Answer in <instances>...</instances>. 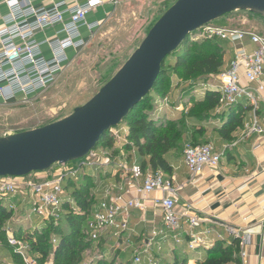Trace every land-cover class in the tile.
<instances>
[{
	"label": "built area",
	"instance_id": "2783aa9c",
	"mask_svg": "<svg viewBox=\"0 0 264 264\" xmlns=\"http://www.w3.org/2000/svg\"><path fill=\"white\" fill-rule=\"evenodd\" d=\"M109 1L114 6L118 2ZM102 3V0H87L84 5H77L66 19L58 5L43 10L34 8L30 0L2 1L0 5H5L9 12L5 18L9 28L0 31V104L13 103L17 97L26 101L43 94L66 69L62 50L74 44L78 26L85 22L92 9ZM26 17L32 18L31 26L20 21ZM56 25L64 28L66 37L57 42L52 60L46 62L36 55L33 32ZM196 32L198 34L191 36L193 41L225 42L233 49L227 67L213 77L205 91L219 95L218 108L222 112L239 104L247 106L251 112L249 131L261 133L256 113L260 96L264 93V33L223 28L214 23ZM15 38L19 43L12 41ZM107 134L112 144L110 148L97 145L76 162L54 164L46 172L31 173L22 178H0V203L8 210H20L24 221L30 224L27 233L32 234L49 224L57 226L68 213L82 214L69 197L65 185L73 183L78 186L84 176L92 179L101 176L102 186L93 194L97 197V204L85 225L91 240L95 242L103 238L106 245L102 250H109L102 251L106 259L100 258L101 261L107 263L110 253L116 256L132 250L131 264H160L154 248L163 245L171 251L184 246L188 252L206 253L224 240L220 229L227 237L239 241V256L246 257L249 235L243 230L214 222L190 204H180V192L206 170H217L224 151H216L206 143L186 145L182 164L189 181L179 184L160 170L142 169L135 149L127 139L129 130L125 122L109 129ZM125 146H129L128 150L124 149ZM158 217L162 220L161 229L156 226ZM136 218L137 224L134 225ZM33 219L39 220L40 224L32 225ZM138 225L149 227L137 230ZM6 234L9 247L25 264H39L31 257L27 242L17 238L9 229ZM57 243L53 236V248Z\"/></svg>",
	"mask_w": 264,
	"mask_h": 264
},
{
	"label": "rangeland",
	"instance_id": "374dc122",
	"mask_svg": "<svg viewBox=\"0 0 264 264\" xmlns=\"http://www.w3.org/2000/svg\"><path fill=\"white\" fill-rule=\"evenodd\" d=\"M175 1L118 0L110 19L94 34L78 57L43 94L26 101L20 99L10 104H0V138L60 121L68 117L75 108L88 102L118 72L140 45L152 25ZM214 25L264 33V18L251 12L231 13L214 22ZM196 34L198 33L195 32L191 36ZM202 41L206 42L204 39L193 41L189 38L192 47L200 46ZM216 44L224 50L225 66L233 49L225 42ZM213 50V43L207 41L203 52ZM190 58L191 56L185 63L190 62ZM174 63L175 56L166 59L161 83L150 91L147 103L139 107V112L143 113L145 122L152 120L155 125L162 127V130L168 129V123H172L174 132L179 138L171 140V150L164 158L172 166L173 172L184 179L182 175L184 147L192 143L202 144L203 141L198 136L219 124V114L222 110L217 108L214 111H207L202 103L205 88L212 83L214 76L191 81L189 78L181 77L182 66L174 68ZM166 98L167 103H164ZM89 184L95 186L90 189V195H93L96 193L95 190L102 186V177L92 179ZM11 212L10 218L4 224L5 232L0 231V264H25L20 256L19 259L17 257L15 260L12 259L14 251L12 253L13 249L7 243L6 230L9 229L14 235L21 234L29 229L30 224L24 221L20 210ZM30 217L33 218L34 215L30 214ZM38 224H40L39 220H32V225ZM104 244L103 238L98 239L93 243V249L83 254V258L93 263L101 262L100 258L106 259L102 254ZM120 254L115 260L110 258L106 264H119L124 258L123 253ZM198 254H189L186 261L192 264ZM31 257L37 259L32 255ZM178 257L181 259L183 255ZM131 259L132 257L129 256L127 264H131ZM52 260L51 255L45 264H53ZM124 260L127 261V258Z\"/></svg>",
	"mask_w": 264,
	"mask_h": 264
},
{
	"label": "crops",
	"instance_id": "0c3cea01",
	"mask_svg": "<svg viewBox=\"0 0 264 264\" xmlns=\"http://www.w3.org/2000/svg\"><path fill=\"white\" fill-rule=\"evenodd\" d=\"M2 1L4 0H0V3ZM30 1L36 9L50 10L53 6L58 5L67 19L77 5H84L87 0ZM102 1L103 3L100 6L92 9L87 14L85 22L78 26L73 39L74 44L66 46L62 50V62L65 68L78 57L94 34L100 30L115 11V6L109 0ZM8 13L7 7L3 4L0 5V31L9 28L5 23ZM20 21L25 22L28 26L33 24L31 17L22 18ZM65 37L66 33L61 25L34 31L32 43L36 55L46 62L51 61L54 47L58 41ZM12 41L16 44L19 43L16 38ZM248 49L251 50L252 47L248 45ZM232 56L233 52L231 51L229 61ZM20 99V97H17L15 102ZM225 114L223 121L219 119V124L214 127L216 130L214 128L207 129L199 137L203 143L213 146L216 151H224V157L218 169L215 171L206 170L201 176L192 179V185L186 183L189 181V176L185 169L182 172L184 179L174 172L172 177L179 184H187L180 192L181 205L190 204L214 222L239 228L249 235V245L245 248L246 257L242 259L238 254V264H264V93L260 96L256 113L261 133L249 131L248 125L251 123L250 110H236L240 121L235 119L236 114L234 115V111L225 112ZM227 122H231L229 124L230 130H223L221 133L220 129ZM147 218L150 219L149 214ZM133 224H137V218L133 220ZM156 226H158V229L162 227L160 217L156 218ZM148 227L138 225L137 230L147 229ZM219 232L224 237L222 243L228 246L232 239L227 237L223 229H220ZM154 249L155 254L160 259V264L170 263L176 255H183L182 258L186 259L192 253L186 251L184 246H180L174 251H171L167 245ZM102 251L107 252L109 250ZM131 251L125 253H130L132 257ZM126 254L123 253L122 255L126 256ZM205 254L204 252L199 253L192 264H196ZM119 255L121 254L118 253L115 256L110 253L109 259L115 260Z\"/></svg>",
	"mask_w": 264,
	"mask_h": 264
},
{
	"label": "water",
	"instance_id": "95a60500",
	"mask_svg": "<svg viewBox=\"0 0 264 264\" xmlns=\"http://www.w3.org/2000/svg\"><path fill=\"white\" fill-rule=\"evenodd\" d=\"M234 12L264 18V0H176L88 102L60 121L0 138V178H22L82 159L149 95L169 55L200 28Z\"/></svg>",
	"mask_w": 264,
	"mask_h": 264
},
{
	"label": "trees",
	"instance_id": "16d2710c",
	"mask_svg": "<svg viewBox=\"0 0 264 264\" xmlns=\"http://www.w3.org/2000/svg\"><path fill=\"white\" fill-rule=\"evenodd\" d=\"M189 38H191V36H189L174 53L169 55L175 56L174 68L182 66L183 72L181 77L189 78L191 81H197L208 76L212 77L220 74L224 69V50L221 46L216 44L218 41L206 40V42L213 43L214 50L204 53L203 49L206 42L202 41L200 46L192 47L189 43ZM189 56H191L190 62L185 63ZM163 66L164 64L161 67V72L154 87L162 81L165 73ZM148 97L149 96L141 101L123 121L127 124L129 130L127 139L133 145L138 163L141 165L142 169H150L151 171L160 170L171 177L173 168L164 156L171 150V140L178 139L179 135L174 132L175 130L172 123H168V129L162 130L163 128L155 125L152 120L149 122L143 120V113L139 112V107L147 103ZM202 103L205 110L214 111L219 107V95L213 91H205ZM238 109L242 111L243 109L249 110L247 106L239 104L227 110L226 113L234 111L235 115ZM225 115V112H221V114H219V119L223 121ZM236 115L235 119L240 121V119H238L239 115ZM229 124H231V122H227V124L220 129L221 133L223 130H230ZM214 130H216V128H214ZM202 135L198 136V138ZM98 145L107 148L111 147V140L107 132L100 138ZM128 147L129 146H125L124 149L128 150ZM90 181H92L91 177L84 176L82 182L78 186L73 183H67L65 185L69 197L75 202L82 214L76 216L72 213H68L57 226L49 224L41 231H35L32 234H28L27 231L21 232V234H15L17 238L28 243L30 255L36 258L38 257V263H45L52 255L53 264H106L105 261L92 263L83 258L84 253L93 249L94 243L85 227L92 208L97 204V197L95 195H90V189L95 187L89 184ZM11 213V210H8L4 204L0 203V231L3 230L4 224L10 218ZM53 236L58 240L55 248H53L51 244ZM239 248V241L236 239H233L228 246L224 245L222 242H218L212 249L207 251L204 257L196 264H238ZM129 256H131L130 253L123 256L127 258V261L123 258L119 264H127L129 262ZM16 257L18 259L20 258L17 254L13 253L12 259L15 260ZM162 264L188 263L186 259H180L176 255L170 263Z\"/></svg>",
	"mask_w": 264,
	"mask_h": 264
},
{
	"label": "bare ground",
	"instance_id": "6f19581e",
	"mask_svg": "<svg viewBox=\"0 0 264 264\" xmlns=\"http://www.w3.org/2000/svg\"><path fill=\"white\" fill-rule=\"evenodd\" d=\"M263 16H264V14H263Z\"/></svg>",
	"mask_w": 264,
	"mask_h": 264
}]
</instances>
